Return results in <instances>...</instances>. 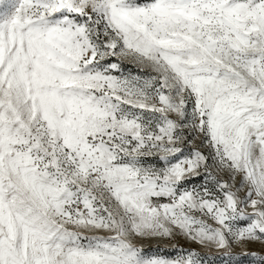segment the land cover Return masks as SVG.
I'll return each instance as SVG.
<instances>
[{
	"label": "snow or ice",
	"instance_id": "obj_1",
	"mask_svg": "<svg viewBox=\"0 0 264 264\" xmlns=\"http://www.w3.org/2000/svg\"><path fill=\"white\" fill-rule=\"evenodd\" d=\"M181 239L264 264V0H0V264Z\"/></svg>",
	"mask_w": 264,
	"mask_h": 264
},
{
	"label": "rangeland",
	"instance_id": "obj_2",
	"mask_svg": "<svg viewBox=\"0 0 264 264\" xmlns=\"http://www.w3.org/2000/svg\"><path fill=\"white\" fill-rule=\"evenodd\" d=\"M142 247L146 256H162L165 258H175L180 255L182 251L186 252L190 248H195L197 251H201L202 255L206 256V264H222L218 255L216 257L207 256L203 250H200L197 246L191 245L189 242L182 239L169 242H158L156 240L144 241ZM238 251L237 249V252Z\"/></svg>",
	"mask_w": 264,
	"mask_h": 264
}]
</instances>
